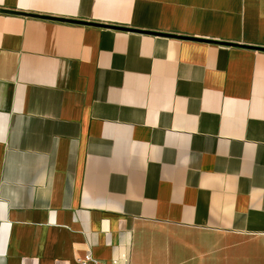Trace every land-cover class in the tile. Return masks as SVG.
Listing matches in <instances>:
<instances>
[{"label": "crops", "instance_id": "1", "mask_svg": "<svg viewBox=\"0 0 264 264\" xmlns=\"http://www.w3.org/2000/svg\"><path fill=\"white\" fill-rule=\"evenodd\" d=\"M0 8V264H264V0Z\"/></svg>", "mask_w": 264, "mask_h": 264}, {"label": "built area", "instance_id": "2", "mask_svg": "<svg viewBox=\"0 0 264 264\" xmlns=\"http://www.w3.org/2000/svg\"><path fill=\"white\" fill-rule=\"evenodd\" d=\"M88 262H92L93 264H104L103 261L93 258L91 256H87L84 260H82V264H87ZM111 264H121L118 259H113Z\"/></svg>", "mask_w": 264, "mask_h": 264}, {"label": "water", "instance_id": "3", "mask_svg": "<svg viewBox=\"0 0 264 264\" xmlns=\"http://www.w3.org/2000/svg\"><path fill=\"white\" fill-rule=\"evenodd\" d=\"M0 12H7V13H13V14H23V15H28L25 12H20V11H14V10H7V9H2L0 8ZM30 15H34L37 17H45V18H49V19H59V20H65L64 18H56V17H52V16H41L38 14H30ZM145 31V30H143ZM156 33V32H155ZM172 35V34H171ZM260 48V47H259ZM260 49H264V48H260Z\"/></svg>", "mask_w": 264, "mask_h": 264}]
</instances>
